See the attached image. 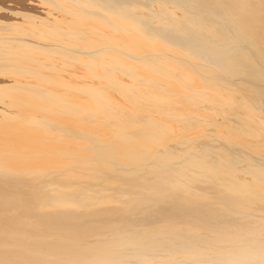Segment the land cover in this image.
<instances>
[{"label": "bare ground", "instance_id": "obj_1", "mask_svg": "<svg viewBox=\"0 0 264 264\" xmlns=\"http://www.w3.org/2000/svg\"><path fill=\"white\" fill-rule=\"evenodd\" d=\"M2 32L0 264H264V0H0Z\"/></svg>", "mask_w": 264, "mask_h": 264}, {"label": "rangeland", "instance_id": "obj_2", "mask_svg": "<svg viewBox=\"0 0 264 264\" xmlns=\"http://www.w3.org/2000/svg\"><path fill=\"white\" fill-rule=\"evenodd\" d=\"M43 6L46 7V8H47V7L50 8L49 5L47 6V4H46V5H42V7H43ZM20 21H21V22H24L25 25H26L27 22H28L27 24H30V23H31V21H30L29 19H26V18H25V20H20ZM25 21H26V22H25ZM29 21H30V23H29ZM22 24H23V23H22ZM23 25H24V24H23ZM170 25H171V24H170ZM44 27H46V26H44ZM50 28H51V26H50ZM39 29H40V28H39ZM41 29H43V28L41 27ZM51 30H52V28H51ZM85 30H86V29H84V30H80V31H78V33H77L76 31H74V29H73V30H72V29L67 30V33H68L69 36H71L70 34H73V37H74V35H76V36H75L76 40H75V39L72 40V39L68 38V35H67V36H65V35H64V36H63V35L60 36V35H58V34H55V35L60 36V37H58V39H56L57 42L59 41V42H58L59 44H63V43H61V42H64V43H65V42H67V41L70 42V40H72V41H71V44H69V42L63 44V45H64V49H63V46H62V51H61V52L64 53L65 50H66V51H67L66 53L69 52L70 54H72L73 52L68 48V45H75V46H76V44H73V42H74V43H78V42H87V41H85V40H81L82 38H84V37L82 36L84 33H85V34L88 33V35L91 34V32H87L88 30H86V31H85ZM82 31H83V34H82ZM11 32H14V30H12ZM51 32H52V31H51ZM3 33H4V32H2V34L0 33V34H1L0 37L2 38V39L0 38V40H1V41H0V44L7 45L8 42H10V41H8V39L6 40V35H4V34H6V32H5L4 34H3ZM7 33H8V32H7ZM53 33H56V32H53ZM74 33H76V34H74ZM81 34H82V35H81ZM79 36H80V37H79ZM102 36H103V35H102ZM102 36H97V37L100 38V41H104V39H103ZM4 37H5V38H4ZM66 37H67V38H66ZM73 37H71V38H73ZM77 37H79L80 39L77 38ZM4 39H5L6 41H5ZM62 39H63V41H60V40H62ZM77 39H79V40H81V41H79V40H77ZM84 39H86V38H84ZM2 40H3V41H2ZM53 40H54V39H53ZM66 40H67V41H66ZM4 41H5V42H4ZM7 41H8V42H7ZM76 41H77V42H76ZM1 42H2V43H1ZM6 43H7V44H6ZM33 43H34V42H33ZM33 43H32V42H31V43L29 42V44H30V45H29V44L26 42V44H27L28 46H32ZM10 44H11V43H10ZM59 44H57V46H58ZM85 44H86V43H85ZM13 45H14L15 47H13ZM13 45H10V46L8 45L9 47L7 46V48H10L11 46L13 47V49L16 48V44L13 43ZM33 45H36V44L34 43ZM55 45H56V44H55ZM57 46H55V49H54V48H50V49H51V50H55V51H58V50L60 51L61 46H58V47H57ZM66 46H67V47H66ZM77 46H78V45H77ZM0 47H1V46H0ZM2 47H6V46H2ZM12 47L10 48V49H11V52H12V53H13V52H16V51H14V50H16V49L13 50ZM85 47H87V46L85 45ZM57 48H58V49H57ZM65 48H68V49H65ZM10 49H8L9 52H10ZM56 49H57V50H56ZM6 50H7V49H6ZM70 51H71V52H70ZM17 52H18V51H17ZM76 53H77V52H75V55L78 56V55L80 54V55H82L83 57L85 56V54H87V53L83 54L82 52H79V53H77V54H76ZM86 57H87V56H86ZM108 58L110 59L111 57H108ZM167 58H169V57H167L166 55H165V57L162 56V57L160 58V59H161V62H162V63L165 62V63H163V64L165 65V64H166V61H167V62H168V67H169L170 69H172L174 72L177 71L176 74H177L180 78L183 76L184 78L182 77V79L189 80V81H193V80L196 79V78H194L193 76H190L188 70H181V69H183V68H182L181 65H179V63H177V62H178L177 60H173V59L170 60V58H169L168 60L165 61V59H167ZM130 59L133 61V58H130V57H129L128 61H127V60H126V61H122V62H125V63H124V64H125L124 66H126V62H127V64H128V62H129ZM110 60H111L112 62L115 61L114 58H111ZM169 60H170L171 62H169ZM172 62H175V65H174V63L172 64ZM176 63H177L178 66H176ZM169 64H170V66H169ZM122 65H123V63H122ZM172 65H174V66L171 67ZM128 66H129V65H127L126 67H128ZM144 66H145V65L143 64L142 67H144ZM166 66H167V65H166ZM179 66H180V67H179ZM145 67H146V66H145ZM179 68H181V69H179ZM139 69H140V70H139ZM139 69H138V67H137V71L139 70V73H141V75H143V76L139 77L138 80L141 78L142 81L145 80V81H144L145 84H146V82L148 83V81H149L148 79L150 78V76H148L147 79H146V75H145V74H147V72H145V70H142L141 68H139ZM115 70H117V69H114V70H113L114 72L112 71L113 74L116 73V72L119 73V72H118L119 70H117V71H115ZM141 70H142V71H141ZM146 70H147V69H146ZM143 71H144L145 73H144ZM178 71H179L180 73H179ZM185 71H188V72L185 73ZM142 72H143L144 74H142ZM183 73H184V74H183ZM153 74H154V73H153ZM165 74H166V73H165ZM182 74H183V75H182ZM185 74H186V75L189 74V75H188V76H185ZM144 75H145V76H144ZM147 75H150L149 72H148ZM151 76H152V74H151ZM164 76H165V79L167 80V82H166L167 84H168V82H169V81H168L169 79H170V81H172V82H174V83H176V81H178V80L180 79L179 77H175V78H178V79H177V80H172L170 77H169V79H168V77H167L166 75H164ZM144 77H145V78H144ZM166 77H167V78H166ZM190 77H192L193 80H192ZM143 79H144V80H143ZM151 79H152V78H150V81H149V83L147 84V86H146L144 83H142L141 80H139V81H138L139 83H138V82H137V79L134 80L136 83H133V80L130 79V80H132V81L128 80V81H127V84H128V83H132V84H133V85H132L133 88H135V87L138 88V87H139L138 89L143 88V90H144L145 87H146V88H145V90H146L148 86H151V85H152V86H153V87L151 86L152 88L148 87V89H147V90L150 89L148 92H150L149 94L151 95V93H154V89L156 88L155 83H154V85L152 84V83L154 82V80L152 79L153 82H151V81H152ZM158 79H159V78H158ZM155 80H156V81H159V80H157V79H155ZM129 81H130V82H129ZM160 81H161V80H160ZM140 82H141V84H143L142 87H141ZM150 82H151V83H150ZM161 83H163V81H161ZM214 83H215V82H214ZM214 83H213V87H214L215 89H213V87H212V83H209V84H205V83H204L205 85H203V86H200V85H202L203 83H200V85H198L197 83H195V84H194V85H195V89L193 88L194 85L192 86V89H193L194 91H193L192 89H191L190 91H191V92H194V93L197 94L198 92H196V90L199 89V88L196 89V85H197V87L199 86L200 88H202V90L198 93V95L200 96L201 93L204 92V93H203V94H204L203 97L205 98V95H206V98H205V99H207V97L210 96V95L207 96L209 90H214V92H213V91H210V92H211V93H215V90H219V89H221V87H222V85H219L218 83H215V84H214ZM127 84H126V82H125V85H127ZM137 84H139V85H137ZM150 84H151V85H150ZM164 84H165V81H164ZM186 84H187V83H186ZM130 85H131V84L127 85L126 87H129ZM184 85H185V84H184ZM184 85H183V83H182V87H183V88H184V87H185V89H188V88H189V86L186 88L187 85H186V86H184ZM132 86H130V88L133 90ZM144 86H145V87H144ZM154 86H155V88H154ZM206 86H208V87H206ZM219 86H221V87H219ZM94 87H97V85H94ZM210 87H211L212 89H211ZM130 88H129V89H130ZM136 88H135V89H136ZM205 88H206V90H205ZM207 88H210V89H207ZM98 89H99V87H97V90H98ZM127 89H128V88H127ZM129 89H128V90H129ZM135 89H134V91L136 92ZM164 89L166 90L167 88H164ZM173 89H174V88H173ZM178 89H179V88H178ZM178 89H177V90H178ZM132 90H131V91H132ZM152 90H153V92H152ZM155 90H156V89H155ZM165 90H164V91H165ZM199 90H200V89H199ZM168 91H169V89H168ZM168 91L166 90L165 92H168ZM179 91H180V89H179L177 92L179 93ZM100 92H101V91H100ZM177 92L175 93L176 97H172V96H175V95H172V93H171L172 96H171V95H167V94H170V92L165 93L166 95H164L163 93H161V94L159 93L160 96L162 95V97H160V98H157L156 96L153 97V99L155 98V99L153 100V102H155L156 104H155V103H152V102H151L152 99H150V101L148 100L149 102L146 101L147 103H146V102L139 101V103L136 104V106H134V107H133V105H129L128 103H127V104L123 103V105L120 104V103H118L119 105H117L116 108L118 109V112H119V113H123V112H125V113L127 114V113H128V110L133 109V108H138L139 106H143V103H145L144 105H146V106L148 107V109H150L151 107H152V108L154 107V110H153V111H156V110H157L156 112H160V111L162 112V111H165L166 109H167V110H170L171 107L168 106V104L171 103V102L176 103L175 98H178L177 95H178V96H181L180 94H177ZM224 92H225V91H224ZM173 93H174V92H173ZM205 93H207V94H205ZM211 93H209V94H211ZM211 95H212V94H211ZM213 95H214V94H213ZM158 96H159V95H158ZM165 96H167L166 99H165ZM193 96H195V94H194ZM195 97H196V96H195ZM201 97H202V95H201ZM201 97H200V98H201ZM149 98H150V97H149ZM151 98H152V97H151ZM172 98H174V100H172ZM196 98H197V97H196ZM147 99H148V98H147ZM157 99H158V100H159V99H163V100H165V101L161 100V101H163L164 103H163V102L161 103L160 100H159L158 102H156ZM179 99H180V97H179ZM179 99H177V100H179ZM194 99H195V98H194ZM167 100H170V101H168V103H167ZM97 101H98V100H97ZM97 101H96V102H97ZM159 102H160L161 104H158ZM141 103H142V104H141ZM177 103H178V104H177V105H178V108H180V110H182L183 113H185L186 115L189 114V112H188L187 110H186V112H185V111H184L185 109H181V108H183L182 100H181V105H180L181 107H179L180 100H179V102L177 101ZM157 104H158V105H157ZM164 104H165V105L167 104V105H166L165 107L161 106V105H164ZM120 105L123 107V109H122V107H121ZM151 105H155V106H151ZM156 105H157V106H156ZM177 105H176V106H177ZM128 106H129V107H128ZM137 106H138V107H137ZM149 106H150V107H149ZM174 106H175V105H174ZM15 107H16V106H15ZM131 107H132V108H131ZM125 108H126V109H125ZM128 108H129V109H128ZM157 108H159V109H160V108H161V109L166 108V109H165V110H164V109H163V110L160 109V110L158 111ZM184 108H185V106H184ZM14 109H16V108H14ZM155 109H156V110H155ZM16 110H17L18 112H19V110H20L19 113H20L21 116H25L26 114L31 113V112L33 111L32 108H31L30 110H29V109L26 110V108L23 109L22 107H18ZM22 110H23V111H22ZM124 110H125V111H124ZM150 110H151V109H150ZM167 110H166L165 112H167L166 114L169 115V113H168ZM174 110H175V111L171 110L172 112L169 111L170 114H171V115H178L179 110H176V109H174ZM21 111H22V112H21ZM24 111H25L26 113H25ZM132 111H133V110H132ZM174 112H175V113H174ZM176 112H177V113H176ZM114 113H115V112H114ZM128 114H130V113H128ZM198 114H199V113H198ZM198 114H197V115H198ZM110 115H111V114H110ZM197 115H196V116H197ZM200 115H202V113H200ZM200 115H199V117L197 116V118H200V117H201ZM134 117H135V116H134ZM131 118H133V116H131ZM133 119H134V118H133ZM24 181H26V180H24ZM165 201L167 202V200H165ZM159 204H160V203H159ZM163 205H166V204H163ZM14 212H15V211H14ZM35 221L37 222V220H35ZM3 236H4V235H3Z\"/></svg>", "mask_w": 264, "mask_h": 264}]
</instances>
